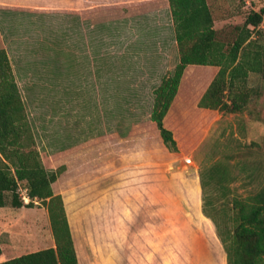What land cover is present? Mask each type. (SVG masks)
I'll return each instance as SVG.
<instances>
[{
    "label": "rangeland",
    "instance_id": "obj_1",
    "mask_svg": "<svg viewBox=\"0 0 264 264\" xmlns=\"http://www.w3.org/2000/svg\"><path fill=\"white\" fill-rule=\"evenodd\" d=\"M207 1L226 46L249 13L264 7V0ZM167 16L151 33L116 18H94L89 34L69 14L21 12L3 20L35 145L48 169L65 166L54 188L71 212L79 264H100L102 257L104 264H228L217 226L203 213L200 172L214 163L228 171L226 180L208 173L205 185L207 209L226 238L235 224L234 200L264 186V78L258 73L249 74L246 109L228 113L197 108L217 67L189 66L165 122L178 150L163 142L151 119L155 89L180 62ZM263 27L264 20L251 38ZM187 182L200 187L211 237L198 208L197 218L186 216ZM20 191L28 203L23 185ZM0 245V264L54 246L47 208L40 201L0 207Z\"/></svg>",
    "mask_w": 264,
    "mask_h": 264
},
{
    "label": "trees",
    "instance_id": "obj_2",
    "mask_svg": "<svg viewBox=\"0 0 264 264\" xmlns=\"http://www.w3.org/2000/svg\"><path fill=\"white\" fill-rule=\"evenodd\" d=\"M169 2L180 62L174 72L165 76L155 89L151 119L156 123L169 150L177 151L178 143L174 132L166 127L164 119L178 94L188 65L219 68L199 101L200 107L228 113H240L246 109L250 98L247 89L250 72L258 73L264 78V27L258 31V38H251L253 30L261 26L264 20V7L249 13L243 26L237 27L239 33L232 45L226 46L217 38L212 10L207 0ZM262 120L264 121V115ZM64 170V165L57 169L45 166L35 145L10 58L6 49H0V207L9 202L16 208L33 207L36 201H40L48 210L55 240L54 246L7 259L1 264H79L75 246L77 236L71 212L69 207L66 209L62 194L53 187ZM208 173L212 178L218 176L220 180H226L228 171L220 163H214L200 172L203 213L217 226L228 264H264V186L246 199L234 200L235 224L226 238L207 209L209 200L205 194V185ZM105 182L103 180L101 183ZM22 185L29 198L28 203L24 202L21 194ZM196 187L195 183L187 182L183 187L182 197L189 198L200 208V187ZM207 219L202 214L204 233L211 237L212 227ZM106 258L102 257L100 264H104Z\"/></svg>",
    "mask_w": 264,
    "mask_h": 264
},
{
    "label": "crops",
    "instance_id": "obj_3",
    "mask_svg": "<svg viewBox=\"0 0 264 264\" xmlns=\"http://www.w3.org/2000/svg\"><path fill=\"white\" fill-rule=\"evenodd\" d=\"M21 12L39 13L43 15L69 14L82 20L84 31L87 34H89L91 30V24H89V22L92 23L94 18L106 20L109 18H116L122 26L144 28L145 30L143 31L148 33L154 32L153 28L157 25H161L163 17H168L167 15H169L173 24L169 0H0V49H7L10 43L2 31L3 20L7 16H12L13 13ZM173 40L174 43L177 44L174 31ZM189 66L193 65H188L186 70ZM198 66L206 67L207 65ZM213 67L216 68L217 66ZM215 70L216 75L219 68L217 67ZM184 105L185 104H182V107L187 108V106ZM197 108L206 109L200 107L199 103L197 104ZM165 122L166 117L164 119V123ZM147 137L148 134L145 138ZM134 138L135 136L129 137V142H133ZM187 200L185 206V208H187L186 216L195 218L197 213L194 211V208L198 207L190 199ZM198 209L200 212L198 213L200 216L199 219L202 225V212L200 208ZM68 218L70 222L69 214Z\"/></svg>",
    "mask_w": 264,
    "mask_h": 264
}]
</instances>
